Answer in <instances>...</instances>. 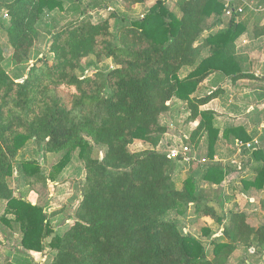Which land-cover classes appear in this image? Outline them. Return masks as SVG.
Returning a JSON list of instances; mask_svg holds the SVG:
<instances>
[{"label":"trees","instance_id":"trees-1","mask_svg":"<svg viewBox=\"0 0 264 264\" xmlns=\"http://www.w3.org/2000/svg\"><path fill=\"white\" fill-rule=\"evenodd\" d=\"M149 1L154 3L142 18L123 22L113 35L109 18L94 23L79 4L70 9L76 19L57 28L45 19L65 12L64 0H0L7 18L2 29L12 50L6 63L0 46V224L19 232L23 250L47 249L46 264H227L237 246L249 254L264 252V225H249L240 211L224 215L218 188L236 170L213 161L220 140L247 143L251 136L241 125L221 129L215 112L201 110L225 95L226 84L264 82L246 71L235 45L246 32L264 38V13L224 17L226 0H177V17L166 0H122L129 6ZM43 34L49 37L47 53L21 81L12 79L4 64H27ZM86 60L89 73L82 72ZM105 60L113 67L98 70ZM183 69H189L185 76ZM60 88L68 93L61 95ZM178 103L188 122L198 120L182 142L190 151L203 136L207 143L199 178L187 176L179 189L173 176L183 158L158 151L167 132L161 117L177 115ZM136 141L145 149L131 152ZM28 142L44 156L64 152L52 172L45 174L35 159L16 160ZM74 152L85 172L80 199L73 222L55 231L60 211L47 213L25 199L26 193L15 196L8 178L18 174L29 185L52 183ZM244 154L253 164L252 178L240 179L243 194L264 190V147ZM198 182L211 186L210 196ZM215 193L221 213L213 206ZM187 212L221 228L211 240L210 258L202 242L183 234L171 218ZM201 230L208 238L214 234ZM3 264L35 263L19 252Z\"/></svg>","mask_w":264,"mask_h":264},{"label":"rangeland","instance_id":"rangeland-1","mask_svg":"<svg viewBox=\"0 0 264 264\" xmlns=\"http://www.w3.org/2000/svg\"><path fill=\"white\" fill-rule=\"evenodd\" d=\"M64 1L67 3L64 4L65 12L60 13L56 11L45 19V22H50V24L55 25L57 28H61L67 23L73 22L76 19V15L70 12V9L73 5L79 4L80 9H85L94 23L109 18L110 31L113 35L117 34L123 22L128 23L142 18L149 7L154 3L153 1H149L143 6H129L123 3L122 0ZM243 1H253L257 3V0ZM176 2L177 0H166V5L177 17H179L180 13ZM237 3L238 0H235L234 4L236 5ZM111 13H114L116 17H110ZM250 13L252 12L243 11L241 19H244V17L248 16ZM252 14L255 15V13ZM224 16L227 17L225 14ZM6 23L7 18L4 12L0 11V46L7 63L12 50L7 43L5 33L2 29V26L6 25ZM248 37H251L250 33H248ZM48 45L49 37L43 34L40 40L34 45L27 64L21 66L4 64V68L8 75L14 80L21 81L25 76L27 68L47 53ZM237 48L240 56L245 61L244 65L246 71L250 74L258 73L259 76L264 77V38L252 41L251 43L249 42L247 45L242 44L240 38L237 40ZM88 62L87 60L83 62L82 72L90 71V67H87ZM106 67H113L110 60H105L97 65L98 70H103ZM188 72L189 69H183L180 75L185 76ZM223 87L225 88V95L201 109L215 112V118L221 129L239 125L243 126L251 136L250 141L257 140L258 145L255 149L264 147V82L247 80L239 81L234 86L226 84ZM202 88V91L199 89L201 94L205 91L204 85ZM59 92L63 96L68 93V91L63 88H60ZM176 108L179 110L177 115L165 114L161 117V124L167 128L166 135L158 148V151L161 153L169 154L171 151H178V153H181L183 147H186L182 142V138L187 139L188 134L198 123V120L191 122L187 121L188 113L183 109V103H178ZM231 139L230 141L220 140L217 143L216 159L218 162H222L226 167H234V169H237L240 164L243 169L228 175L220 188H218L223 195V197H221V200H223V213L227 215L231 210L240 211L245 214L246 222L249 225L253 227L262 226L264 225V207L261 204L264 203V190H250L243 194L240 179L245 177L252 178L250 165L253 163L249 162V155H243L238 152L237 148L240 149L242 143L235 141L233 138ZM87 140L89 141V139ZM144 149L145 147L137 141L129 147L131 152H138ZM190 150L188 149V153L185 155H181L183 159L177 164L178 166L173 176L177 189L181 187L182 180L187 176H191L196 180L199 178L202 171L200 164L207 161L206 137L203 136L197 150ZM63 153L64 152L61 151L52 156H44L45 154L41 152V148H37L33 142H28L26 146L19 151L16 160L19 161L20 159L28 158L35 159L38 161L39 165H41L44 173L48 174L52 172V166L58 164ZM84 175L83 163L78 159L77 152H74L71 154L69 164L62 172L55 175V180L52 181V183L45 184L37 182L36 184L29 185V182L25 178L16 174L8 178V185L13 190L15 196L26 193L25 199L46 208L47 213L60 211L58 217L52 224L54 230L58 231L73 222L71 215L80 199L81 183ZM197 184L199 188L205 189V196L211 195L212 190L210 185L201 182ZM215 192L219 193L220 191L215 189ZM216 193V199L213 197V206L218 213H221L218 208V204L221 201ZM3 207V204L0 203V216L3 213ZM171 218L177 222L183 234H189L202 242L207 256L210 258L213 248L211 240L220 235L221 228L214 224L209 218H203L202 220L197 219L191 212H187V215L184 217L172 214ZM0 227H2L0 228V264H3L6 260H16L19 253L20 234L16 229L10 230L3 227L1 224ZM204 227L209 228L214 233L211 238L203 236L201 229ZM31 260L35 264H46L50 260V253H48L46 249L45 252L40 253V255L38 253L34 255ZM227 264H264V252L261 253V255L249 254L245 247L237 246Z\"/></svg>","mask_w":264,"mask_h":264},{"label":"crops","instance_id":"crops-1","mask_svg":"<svg viewBox=\"0 0 264 264\" xmlns=\"http://www.w3.org/2000/svg\"><path fill=\"white\" fill-rule=\"evenodd\" d=\"M230 1V0H229ZM242 2H243V0H239L238 1V6H241L242 5ZM245 2H247V3H251V7L253 8V10H251L250 8H248L247 6H244L243 7V11H245V10H247V11H249V12H252V13H255V14H257V13H261V12H264V4L263 5H260V4H258V2L256 3V2H253V1H245ZM234 4V3H233ZM236 4V5H237ZM235 5V4H234ZM243 13V12H242ZM242 13L241 14H239L240 16L242 15ZM225 17V16H224ZM242 18V17H241ZM237 20H238V18H237ZM264 23V18H263V20H262V23L261 24H263ZM217 28H214L213 30H216ZM248 33L249 32H246L245 34H243L240 38H241V43L242 44H244V45H247V44H249V42L251 43L252 41H257V40H259V39H263V38H252V37H248ZM245 36V37H244ZM239 38V39H240ZM235 45H236V49H238L237 48V41H236V43H235ZM237 51V50H236ZM237 53H238V55H240V53L237 51ZM252 55V54H251ZM263 57H264V55H263ZM263 62H264V59H263ZM251 75H253L254 77H258V78H261V77H263V76H259V74L258 73H255V74H252L251 73ZM242 81H247V80H242ZM250 81H255V80H250ZM256 81H258V80H256ZM261 82V81H260ZM204 85V88H206V85H207V83L206 82H204L203 84H202V86ZM215 100H217V99H215ZM213 102V101H212ZM211 103V102H210ZM209 103V104H210ZM207 106V105H206ZM205 107V106H204ZM201 110H206V109H201ZM239 143H241V142H239ZM238 149V152L241 154H243L246 150L245 149H239V148H237ZM238 153V154H239ZM244 155H246V154H244ZM213 161L214 162H218L217 161V159H216V156H214V158H213ZM219 163H222V162H219ZM223 164V163H222ZM224 165V164H223ZM243 168H242V166L239 164L238 165V168L237 169H235L236 171L235 172H237V170H242ZM244 172V171H243ZM234 173V172H233ZM28 201H30V200H28ZM31 203H33V204H35L34 202H32V201H30ZM262 202V201H261ZM260 202V203H261ZM262 205V204H261ZM19 252L20 253H23V254H25V255H27L28 256V258H32L34 255H36L37 253L36 252H31V251H25V250H23L20 246H19ZM39 255H40V253H38Z\"/></svg>","mask_w":264,"mask_h":264},{"label":"built area","instance_id":"built-area-1","mask_svg":"<svg viewBox=\"0 0 264 264\" xmlns=\"http://www.w3.org/2000/svg\"><path fill=\"white\" fill-rule=\"evenodd\" d=\"M239 1V0H238ZM235 2V0H226V12H225V15L227 17H231L232 15H239L243 12V7L244 6H247L248 8H250L251 10H253V8L251 7V3H247V2H242V5L241 6H238L237 5H234L233 3ZM258 145V142L257 140L255 141H250V142H247V143H242L241 144V148L242 149H245V150H254L255 147ZM182 152L181 153H178V151H171L169 153V156L170 158L174 159L178 156H181V155H185L186 153H188V148L187 147H183V149L181 150Z\"/></svg>","mask_w":264,"mask_h":264}]
</instances>
